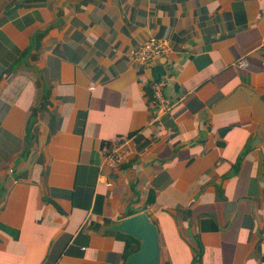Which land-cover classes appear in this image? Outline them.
<instances>
[{
    "label": "crops",
    "instance_id": "crops-1",
    "mask_svg": "<svg viewBox=\"0 0 264 264\" xmlns=\"http://www.w3.org/2000/svg\"><path fill=\"white\" fill-rule=\"evenodd\" d=\"M142 212L159 264H264V0H0V264H125Z\"/></svg>",
    "mask_w": 264,
    "mask_h": 264
},
{
    "label": "built area",
    "instance_id": "built-area-1",
    "mask_svg": "<svg viewBox=\"0 0 264 264\" xmlns=\"http://www.w3.org/2000/svg\"><path fill=\"white\" fill-rule=\"evenodd\" d=\"M168 51L167 44L154 36H150L146 40L142 41L137 48L130 51L129 57L138 65L147 66V64L158 59L160 56ZM239 65L246 66V59H241L238 61ZM165 81H155L151 85L152 90V103L158 105L159 112H164L172 108L174 103H169L164 95ZM129 150L126 144H120L111 153L107 155V158L102 160L100 164V169L105 167H117L121 163L128 160Z\"/></svg>",
    "mask_w": 264,
    "mask_h": 264
},
{
    "label": "water",
    "instance_id": "water-1",
    "mask_svg": "<svg viewBox=\"0 0 264 264\" xmlns=\"http://www.w3.org/2000/svg\"><path fill=\"white\" fill-rule=\"evenodd\" d=\"M116 229L140 242L139 250L131 254L125 264H159L158 229L145 212L124 219Z\"/></svg>",
    "mask_w": 264,
    "mask_h": 264
},
{
    "label": "trees",
    "instance_id": "trees-1",
    "mask_svg": "<svg viewBox=\"0 0 264 264\" xmlns=\"http://www.w3.org/2000/svg\"><path fill=\"white\" fill-rule=\"evenodd\" d=\"M137 250H138V249H135V251H134V250H133V251L136 252ZM133 251H132V252H133Z\"/></svg>",
    "mask_w": 264,
    "mask_h": 264
}]
</instances>
